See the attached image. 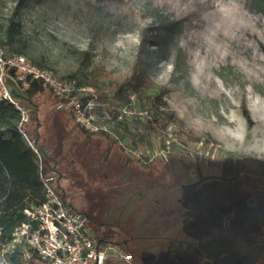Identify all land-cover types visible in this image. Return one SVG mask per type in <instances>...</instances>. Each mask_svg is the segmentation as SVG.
Instances as JSON below:
<instances>
[{
	"label": "rangeland",
	"instance_id": "374dc122",
	"mask_svg": "<svg viewBox=\"0 0 264 264\" xmlns=\"http://www.w3.org/2000/svg\"><path fill=\"white\" fill-rule=\"evenodd\" d=\"M8 17L21 24L16 46L23 56L92 98L96 132H82L58 111L48 88L37 100L40 125L26 122L52 159L49 184L89 216L86 227L97 239L117 242L124 230L135 244L168 240L170 193L193 200L204 188L232 185L211 179L187 187L195 161L264 162V14L249 0H0V28ZM1 50L11 54L8 46ZM141 51L149 81L128 92L126 105L136 114L126 117L116 86L129 81ZM157 108L176 122L145 133L142 122ZM224 169L231 176L237 167ZM206 193L204 202L192 201L205 222L204 210L228 199L219 187ZM155 198L166 207L157 209ZM248 215L255 230L238 226ZM190 234L188 244H222L225 261L236 249V264H264V209L230 208L214 229L197 222ZM17 263L48 264L36 256Z\"/></svg>",
	"mask_w": 264,
	"mask_h": 264
},
{
	"label": "built area",
	"instance_id": "2783aa9c",
	"mask_svg": "<svg viewBox=\"0 0 264 264\" xmlns=\"http://www.w3.org/2000/svg\"><path fill=\"white\" fill-rule=\"evenodd\" d=\"M33 80L49 89L57 110L70 113L86 130H98L91 125L94 106L85 87L75 86L23 55L5 54L0 49V100L8 101L20 112L21 122L28 120L27 110L13 91L22 92ZM121 112L126 117L136 114L126 104ZM49 180L41 177L43 202L26 209L27 221L15 227L8 240L0 242V264H12L13 257L27 260L34 256L48 264H136L132 254L118 243L92 236L86 227L87 215L65 204Z\"/></svg>",
	"mask_w": 264,
	"mask_h": 264
},
{
	"label": "trees",
	"instance_id": "16d2710c",
	"mask_svg": "<svg viewBox=\"0 0 264 264\" xmlns=\"http://www.w3.org/2000/svg\"><path fill=\"white\" fill-rule=\"evenodd\" d=\"M249 1L253 8L264 14V0ZM20 33V22L13 17H8L4 26L0 28V49L8 46V51L11 54H24L23 47L16 46ZM160 37L161 34L157 33L156 38L159 40ZM142 54L141 51L130 69L129 81L116 86L115 99L122 104L129 103V91L140 92L149 81V61ZM33 63L44 68L36 61ZM44 91L45 87L37 80L31 81L22 92L13 91V95L28 111V119L35 122L37 127L40 125V108L37 100ZM48 94L55 106L51 93ZM148 98L161 100V97L158 96ZM58 111L65 112L63 110ZM68 115L74 121L73 116L70 113ZM245 115L247 116L246 112ZM172 122H176V119L171 113L162 108H157L156 112L146 117L142 125L145 133H152L155 130L163 131ZM75 125L82 132L90 133L77 123ZM23 134L27 136V139L24 138ZM144 135L143 133L139 135V141L144 139ZM193 140L198 142L199 138ZM51 161L52 159L45 148L38 144L35 136H32L28 131L27 122H21L20 112L8 101L0 100V242L8 240L14 228L27 221L26 209H31L43 202L44 192L41 177H50L55 171ZM200 161H210V159L204 157ZM237 162L246 163L248 167L255 168L257 171L264 168V162L256 159H237ZM171 168L170 166L169 169ZM255 175L262 176L260 173ZM53 188L67 204L64 200V191L60 194L56 187ZM163 202H165L164 199ZM87 217L89 218L88 215ZM127 252L132 254L131 250ZM16 258L13 257V261ZM135 263L143 264L136 260Z\"/></svg>",
	"mask_w": 264,
	"mask_h": 264
},
{
	"label": "flooded vegetation",
	"instance_id": "af4514ba",
	"mask_svg": "<svg viewBox=\"0 0 264 264\" xmlns=\"http://www.w3.org/2000/svg\"><path fill=\"white\" fill-rule=\"evenodd\" d=\"M233 163L237 170L229 176L225 172V165ZM191 174L195 176V180L187 187L200 186L205 181L216 179L220 181L230 182L231 186H210L204 188L202 194L194 193L195 198L192 200L191 193L181 194L174 197L171 193L168 195L170 202L167 208L169 214V228L173 234H168L162 241L158 240L156 244H135L136 238L127 231L121 232V239L117 241L123 250L128 248L132 251L134 260L143 264H236L237 250L231 251V258L226 259L222 250V244H188L191 236L190 230L195 227V223L200 222L202 229L212 230L218 224L220 219L224 217L225 210L230 208L237 209L244 206L247 212L261 211L264 209V168L258 171L255 168L248 167L243 162H226L220 160L195 161ZM223 173V174H222ZM256 173L262 176H256ZM218 176V177H208ZM172 184L175 178L171 179ZM199 181V182H198ZM198 182V183H196ZM196 183L195 185H192ZM212 187H219L223 196L228 197L220 206H209L205 212L208 213L209 221H203L197 214L198 209L192 201L204 202L208 198L207 190ZM153 204L157 209L165 208L166 204L163 200L154 199ZM248 219H243L240 223L241 228L255 230V219L248 215ZM203 226V227H202Z\"/></svg>",
	"mask_w": 264,
	"mask_h": 264
},
{
	"label": "water",
	"instance_id": "95a60500",
	"mask_svg": "<svg viewBox=\"0 0 264 264\" xmlns=\"http://www.w3.org/2000/svg\"><path fill=\"white\" fill-rule=\"evenodd\" d=\"M208 177H218V176H208ZM199 182V181H198ZM198 182H196V183H198ZM196 183H194V184H192V185H195Z\"/></svg>",
	"mask_w": 264,
	"mask_h": 264
}]
</instances>
